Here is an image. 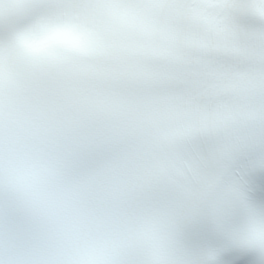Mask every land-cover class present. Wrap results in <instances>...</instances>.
I'll return each mask as SVG.
<instances>
[{"label":"snow or ice","instance_id":"obj_1","mask_svg":"<svg viewBox=\"0 0 264 264\" xmlns=\"http://www.w3.org/2000/svg\"><path fill=\"white\" fill-rule=\"evenodd\" d=\"M0 264H264V0H0Z\"/></svg>","mask_w":264,"mask_h":264}]
</instances>
